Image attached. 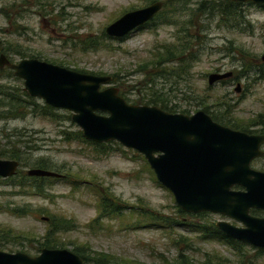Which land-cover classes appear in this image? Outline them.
Returning <instances> with one entry per match:
<instances>
[{"label":"rangeland","instance_id":"374dc122","mask_svg":"<svg viewBox=\"0 0 264 264\" xmlns=\"http://www.w3.org/2000/svg\"><path fill=\"white\" fill-rule=\"evenodd\" d=\"M156 1H166L159 19L172 21L160 24L157 19L153 25L116 41L104 35V27L127 11L148 5L147 0H0V9H7L11 17L7 21L0 13V46L9 43L28 56H38L41 61L70 70L118 75L127 97L134 99L140 97L132 90L134 86L137 89L141 80L135 73L137 64L147 61L154 49L182 38L184 33L179 34V29L186 28L189 35L199 37L197 44L192 42V51L197 57L190 71L195 86L193 95L201 98L210 112L223 113L226 105L231 106L229 116L239 124L255 121L258 116L264 121V63L259 60L264 53V9L240 6L247 26L242 25L244 30L237 31L219 24L218 16L198 13V4L204 0ZM88 37L97 38L102 44L95 51H81L78 41ZM8 59L20 60L11 54ZM225 72H231L236 80L207 86V75ZM236 84L240 87L238 93L234 92ZM0 86L26 103L22 117L0 120V150L17 149L22 154L17 174L31 168L27 161L39 158L48 163L49 170L60 171L63 178L47 186L45 198L24 194L21 188L13 186L17 174L11 179H0V230H8L18 237L6 240L0 251L37 255L40 250L37 242L46 230V221L42 218L55 216L73 223L72 230L55 236L61 249L83 247L90 259L102 254L110 264H179L178 252L189 264H201L213 255L224 259L225 264H240V256L244 257L243 264H264V253L258 254L250 246L242 250L243 255H236L224 242L202 240L190 232L186 224H199V221L214 224L221 218L207 213L199 218L176 214L171 194L156 182L136 152L115 142L110 144L113 150L107 153H97L80 141L66 143L61 132L78 130L66 121V116H70L68 111L53 109L59 115L53 116V120L40 116L43 102L32 98L35 106L29 105L19 94L22 81L3 69ZM163 86L160 81L156 82L157 88ZM174 102L186 106L197 101L177 97ZM188 109V115L201 110L196 105H189ZM252 167L264 169V159L254 161ZM94 188L105 189L122 204L179 220L183 225L170 229L165 225L136 227L135 217L122 218L123 215L92 223L98 214ZM17 209L22 212L14 214ZM178 237H185L187 241L176 242Z\"/></svg>","mask_w":264,"mask_h":264},{"label":"water","instance_id":"95a60500","mask_svg":"<svg viewBox=\"0 0 264 264\" xmlns=\"http://www.w3.org/2000/svg\"><path fill=\"white\" fill-rule=\"evenodd\" d=\"M264 6V0H229ZM162 2L127 11L104 27L112 39L124 38L150 22ZM264 63V53L259 58ZM22 81V91L52 109L70 113V122L81 137L94 144L115 142L139 154L156 182L172 196L182 212L210 213L234 219L236 228L217 221L214 227L224 237L264 249V220L247 215L250 207L264 208V173L251 170L254 158L263 156V135H248L219 125L202 110L190 115L169 113L154 106L131 105L119 95L112 78L80 73L35 58L10 62L0 54V69ZM231 72L211 73L207 86L228 79ZM238 84L235 91H238ZM18 162L0 159V178L14 176ZM27 177L59 178L42 169L29 168ZM238 185L243 192H232ZM47 221L46 218H42ZM0 264H82L67 249L41 248L35 256L0 251ZM188 264V263H179Z\"/></svg>","mask_w":264,"mask_h":264},{"label":"trees","instance_id":"16d2710c","mask_svg":"<svg viewBox=\"0 0 264 264\" xmlns=\"http://www.w3.org/2000/svg\"><path fill=\"white\" fill-rule=\"evenodd\" d=\"M27 1V0H23ZM37 1V0H35ZM156 0H147L150 4L155 2ZM166 7L165 3L162 2L161 10ZM240 5L238 3H232L229 0H222L221 2L216 1H202L198 4V13H206L208 15H215L219 17V24L225 27L233 28L237 31H243V26H247V22L243 19V16L240 12ZM159 11L153 19L146 23L143 27L150 26L154 24V21L159 19V16L162 15V11ZM7 9H0V13L4 16L7 21L11 20L10 15L8 14ZM160 24H169L172 20L168 18L159 19ZM191 27V25H189ZM143 27L137 28L139 30ZM179 34L184 33L182 38H176L172 43L164 44L151 52L150 58L147 61H143L137 64V68L135 73L141 76V80H138L137 89L136 87H132V90H135L140 97H135L134 99H129L127 94L122 89L123 83L120 80L121 78L118 75H111L112 83L117 85L118 95L126 102L131 105H148L157 107L163 111L169 113H181L188 115L189 109L188 106L196 105L200 106V109L206 113L212 121L215 123L222 125L224 127H228L233 130L246 132L242 126L235 120L231 119L229 116V111L231 110V106L226 105V108L223 110V113H220L217 110L209 111V108L201 103V98L197 95H193L195 93V86L192 84L190 79V71L192 70V66L197 61V57L192 51L193 43L197 44L199 41V37L195 35H189L188 30L186 28H181ZM109 38V37H108ZM112 39V38H111ZM124 38L115 39L116 41H122ZM80 45L81 51L86 50H96L100 46V43L97 38L88 37L83 41H78ZM0 54H4L8 59V55L18 56L20 59L24 58H35L40 60L38 56L27 55L24 51L19 50L18 48L10 45L9 43H5V45L0 46ZM8 61L12 62L8 59ZM61 66L60 64H57ZM62 67V66H61ZM2 69H0L1 71ZM8 73L11 71L3 68ZM80 73H87L92 75H101L90 72H84L80 70H74ZM160 81L164 86L163 88H157L156 82ZM225 83V82H224ZM209 87V86H208ZM206 90L208 88L206 87ZM19 94L25 98L29 102V105L35 106L32 98L28 97L24 92L19 91ZM177 97L184 101H193L194 104H189L186 106H182L177 104L175 99ZM223 99L225 96L222 97ZM26 103L21 102L17 97L10 93L8 88L4 86H0V120L3 119H15L17 117H22L25 109ZM220 103L215 104L214 107H217ZM27 105V106H29ZM225 106V105H224ZM52 108L42 105L40 108V112L38 114L44 118H48L49 120H53L54 117H59V115H55L52 112ZM260 117V116H259ZM66 121H70V116H66ZM257 120L256 122H258ZM255 122V121H252ZM256 124V123H254ZM63 141L66 143L73 141H80L87 145H90L94 148L97 153H107L112 151L110 148V144H115L114 142H108L106 144H94L89 141L84 140L81 137L80 131L76 130L73 132H61ZM139 155V154H138ZM0 158H4L7 160L17 161L18 164H22V154L17 149H11L10 151L0 150ZM142 158V157H141ZM142 161L143 158H142ZM145 162V161H144ZM26 164V163H24ZM146 164V163H145ZM27 165L31 168L48 170L60 175L59 178H62L61 172L58 170H49L48 163H46L43 159H32L27 161ZM147 165V164H146ZM148 167V166H147ZM151 175L153 174L151 170L149 171ZM16 173L14 176H16ZM18 178L14 181L13 186H17L23 190V193H29L32 196H39L45 198L46 189L49 184L57 178H40V177H27L24 173L20 172L17 174ZM14 176L10 177L14 178ZM154 176V175H152ZM8 179V178H7ZM75 190V188H73ZM95 189V188H94ZM22 192V191H21ZM96 197L98 198V214L96 218L92 221V223L97 222L100 219L108 218L113 219L114 217L122 218H134V224L136 227H141L144 225H155L159 228L162 225H165V228L170 229L171 227H179L183 225L179 220H172L170 218L164 217L152 211H146L144 208H138L134 206H127L125 204L120 203L117 199H113L111 195L105 190L102 191L96 190ZM14 214L21 213V209H17L14 211ZM176 214L180 216H190L199 218L200 215H205L204 213L197 214H189L182 212L178 207L176 209ZM187 214V215H185ZM158 224V225H157ZM185 227L190 230V232H195L199 238L202 240H210L216 239L217 241H222L225 245L232 250L236 255H243L242 250L244 249V243L237 242L221 236L212 223H203L199 221L198 223H190L186 224ZM73 223L70 220H67L62 217L50 216L47 217L46 221V230L43 236L40 238V242L38 243L37 248H46V249H61L62 245L59 241L55 240L56 234L64 233L72 230ZM18 237H14L8 230H0V249L4 247V242L6 240H15ZM187 239L184 237H178L176 242H185ZM188 244V243H187ZM76 256H78L82 264H110L108 261V257L106 255H95L93 258H89V255L86 254L88 250L83 247H74L70 250ZM39 252V251H38ZM256 252L263 253L261 250H256ZM181 262L188 263V259L182 257L180 252L177 254V259ZM243 256H240V264H243ZM224 259H220L217 255H213L211 258H207L205 262L201 264H224L220 263ZM215 261V262H214ZM207 262V263H206ZM136 264V263H131ZM189 264V263H188Z\"/></svg>","mask_w":264,"mask_h":264},{"label":"flooded vegetation","instance_id":"af4514ba","mask_svg":"<svg viewBox=\"0 0 264 264\" xmlns=\"http://www.w3.org/2000/svg\"><path fill=\"white\" fill-rule=\"evenodd\" d=\"M231 2V1H230ZM232 3H236V2H232ZM240 6H243V5H248V6H253V7H256V8H258V9H264V6H262V5H255V4H252V3H249V2H247V3H238ZM236 80V78L233 76V74H232V76L230 77V78H228V79H225V80H222V81H219V82H217V83H222V84H224V82H233V81H235ZM239 90H240V87L238 88V91H235V88H234V92H236V93H238L239 92ZM261 117L262 116H258V118H257V120H259L258 122H256L257 120H255V122H250V123H246V124H242V126H243V128H244V130L246 131V132H243V133H246V134H248V135H263L264 134V121L261 119ZM254 123H256V124H254ZM228 128V127H227ZM233 130V129H232ZM235 131H237V130H235ZM239 132H242V131H239ZM259 149L263 152V156H261V157H257V158H254V159H252L251 161H250V163H249V165H248V167L251 169V170H254V171H258V172H263L264 173V169H262V168H260V169H254L253 167H252V164H253V162L254 161H256V160H263L264 159V144H262L260 147H259ZM1 179V178H0ZM7 179V178H6ZM230 190L232 191V192H243L244 191V189L242 188V187H240V186H238V185H233V186H231V188H230ZM203 213H205V212H203ZM207 214H210V213H207ZM211 215H214V214H211ZM247 215L249 216V217H251V218H255V219H259V220H264V208H258V207H250L248 210H247ZM216 216H218V217H220L221 219L220 220H218V221H223V222H226V223H228V224H230L231 226H233V227H236V228H244V226L242 225V223H240V222H238V221H236V220H234V219H230V218H227V217H223V216H221V215H216ZM223 219H225V220H223ZM217 222V221H216ZM215 223V222H214ZM214 225V224H213ZM215 228V227H214ZM216 229V228H215ZM216 231L218 232V230L216 229ZM221 236H223L220 232H218ZM227 238V237H226ZM229 239H231V240H234V241H237V242H241V243H244V242H242V241H239V240H235V239H232V238H229ZM246 246H250V247H252V248H254V249H256V250H261L263 253H264V249H261V248H256V247H253V246H251V245H249V244H247V243H244V248L246 247ZM232 251V250H231ZM181 263H183V262H181ZM220 263H224L225 264V261H222V262H220Z\"/></svg>","mask_w":264,"mask_h":264}]
</instances>
